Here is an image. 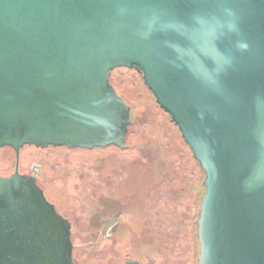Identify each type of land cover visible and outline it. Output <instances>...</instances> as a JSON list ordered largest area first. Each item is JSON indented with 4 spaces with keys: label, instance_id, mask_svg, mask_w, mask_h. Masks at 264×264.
Here are the masks:
<instances>
[{
    "label": "water",
    "instance_id": "water-1",
    "mask_svg": "<svg viewBox=\"0 0 264 264\" xmlns=\"http://www.w3.org/2000/svg\"><path fill=\"white\" fill-rule=\"evenodd\" d=\"M115 68L141 74L204 173L197 264H264V0H0V264H75L19 151L125 148Z\"/></svg>",
    "mask_w": 264,
    "mask_h": 264
},
{
    "label": "rangeland",
    "instance_id": "rangeland-1",
    "mask_svg": "<svg viewBox=\"0 0 264 264\" xmlns=\"http://www.w3.org/2000/svg\"><path fill=\"white\" fill-rule=\"evenodd\" d=\"M110 83L130 105L127 146L67 148L25 145L21 173L35 174L46 198L72 224L78 264H197L198 218L204 173L175 125L133 69L115 68ZM15 165L11 147L0 148V174ZM119 211L113 237L101 235L102 219Z\"/></svg>",
    "mask_w": 264,
    "mask_h": 264
},
{
    "label": "flooded vegetation",
    "instance_id": "flooded-vegetation-1",
    "mask_svg": "<svg viewBox=\"0 0 264 264\" xmlns=\"http://www.w3.org/2000/svg\"><path fill=\"white\" fill-rule=\"evenodd\" d=\"M176 127V126H175ZM195 160V159H194ZM196 161V160H195ZM197 162V161H196ZM15 166V165H14ZM14 170V169H13ZM13 172V171H12ZM11 172V173H12ZM10 174V173H9ZM9 174H0V175H3V176H6V175H9ZM33 174V173H32ZM36 176V175H35ZM36 180H37V183L38 185L41 187L39 181H38V178L36 176ZM119 211H115L113 212V214H111L110 216L108 217H104L102 219V226H101V235L103 236H110V237H113L115 232H116V229L118 227V224H119ZM69 221V219H67ZM191 225H192V228H193V231H192V234H193V240H194V243L196 244V239H197V234H196V230H197V217L195 216L194 219L190 222ZM71 225V228H72V224L70 223ZM128 259H136L138 260L139 262L143 263V264H146V262L144 260H142L141 258H139L138 256H134V255H131L129 257H127L125 260H123L122 264H124V262ZM74 260V263L75 264H78L77 261L75 260V258H73Z\"/></svg>",
    "mask_w": 264,
    "mask_h": 264
}]
</instances>
